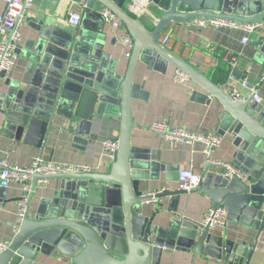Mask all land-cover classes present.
<instances>
[{
	"label": "water",
	"instance_id": "water-1",
	"mask_svg": "<svg viewBox=\"0 0 264 264\" xmlns=\"http://www.w3.org/2000/svg\"><path fill=\"white\" fill-rule=\"evenodd\" d=\"M127 1L85 0L82 27L71 31L49 18L33 19L32 36L24 44V74L11 79L0 72L5 79L0 86V137L44 148L56 124L66 120L90 140L95 125L120 116L119 147L107 171L33 175L20 228L0 253V264H38L41 257L52 255L71 264H161L167 249L193 250L195 256L223 264H250L253 253L264 247V103L251 97L233 100L222 85L160 40L172 23L200 17L259 23L264 0H150L159 11L153 27L131 14ZM105 8L122 20L134 39L124 72L120 58L107 50L108 42L114 43L102 15ZM251 44L254 59L264 66V36ZM140 62L161 72L172 64L201 88L193 99L220 103L218 133L232 140V162L241 174H228L206 156L201 181L192 191L204 193L214 208L226 207L228 219L254 230V237L239 232V240L227 239L210 224L179 213L188 193L181 189L166 187L147 214L145 203L151 197L141 189L143 182L157 178L155 173L164 168L177 170L167 174V180L178 181L181 169L165 166L131 144L132 99L147 96L144 83L135 81ZM233 75L240 80L243 73L235 70ZM4 167L0 161V174ZM40 180H56L57 185L41 188ZM6 190L0 186V208Z\"/></svg>",
	"mask_w": 264,
	"mask_h": 264
},
{
	"label": "crops",
	"instance_id": "crops-1",
	"mask_svg": "<svg viewBox=\"0 0 264 264\" xmlns=\"http://www.w3.org/2000/svg\"><path fill=\"white\" fill-rule=\"evenodd\" d=\"M74 0H34L33 7L26 11L20 20L22 32V44L20 56L17 59L14 70L8 77L15 79L24 74L26 60L24 58V44L32 36L33 19H51L57 26L65 30H75L82 26L84 17V4ZM131 14L140 17L149 27H153L158 19L159 11L154 8L150 0H128L125 4ZM5 8L4 0H0V12ZM71 10L81 11L82 20L78 26L71 25L68 21ZM96 21L94 18L90 22ZM125 26V25H124ZM126 27V26H125ZM111 29V28H110ZM125 29V28H124ZM123 28L117 32L112 31L108 42V51L113 57L120 58L122 71L124 72L128 63V52L118 34L123 33ZM127 29V28H126ZM172 33L173 37L167 47L187 62L195 49H207L211 45L218 47L219 53L225 50H233L240 56L238 70L243 73L239 80L234 77V70L221 62L219 68L209 74L215 82L225 87L228 83L236 85L249 77L253 85H257L260 94L264 97V84L262 83L264 66L254 59L256 49L251 41L259 36H264V19L261 20L257 30L250 34L241 27L229 26H204L196 28L188 22L172 23L163 33ZM249 36L247 44L243 43V37ZM23 46V48H22ZM23 50V51H22ZM177 68L168 65L164 72L147 68L145 64L139 63L135 72V81L144 83L145 98H133L131 112L133 118V129L131 134L132 146L149 152L157 161L165 166H179L180 169H193L201 175L202 166L206 155L200 143H173L162 132L153 131L150 126L160 120H166L171 129L187 128L194 132H217L221 120L222 107L217 100L211 103H203L193 99V92L200 90L192 80L181 82L176 80ZM229 72L228 78L221 82L219 77ZM233 79V80H232ZM5 79L0 78V86ZM244 94H248V88L240 86ZM250 97H248L249 99ZM56 129L52 130L47 138L44 148H37L24 140L16 141L10 138L0 137V161L20 166H29L35 157L42 156L44 159L57 162H71L89 164L95 167L96 172L107 171L111 163L103 148V140L108 137H118L120 133V116L104 119L102 124L95 125L90 140L84 135L73 131V127L66 120L59 121ZM234 147L229 136H223L221 146L214 149L211 157L219 161H233ZM177 173V170L160 169L155 174L157 178L144 181L141 189L148 194L163 187L178 189V181L167 180V174ZM32 183V180H31ZM39 187L47 185L53 189L57 185L56 180L39 181ZM22 191L21 184L13 183L6 190V201L0 208V240L11 242L17 233L15 225H20L19 195ZM183 201L179 205V213L194 219L205 221L208 211L213 208V203L204 193L200 191H188L183 195ZM186 202V203H185ZM146 212L150 214L156 205L145 203ZM168 204H165L167 210ZM172 214V213H170ZM214 231L227 239L239 240L240 232H246L247 237H254V230H246L242 224L230 221L226 226H218ZM38 264H71L70 260L59 255H52L39 259ZM161 264H223L207 256H195L193 250L185 252L182 250L167 249L164 251ZM250 264H264V247L258 248L251 258Z\"/></svg>",
	"mask_w": 264,
	"mask_h": 264
},
{
	"label": "built area",
	"instance_id": "built-area-1",
	"mask_svg": "<svg viewBox=\"0 0 264 264\" xmlns=\"http://www.w3.org/2000/svg\"><path fill=\"white\" fill-rule=\"evenodd\" d=\"M85 0H81V4H84ZM5 8L0 12V72L5 71L10 74L16 65L17 59L20 56V48L22 44V32L20 30L19 22L24 17L27 10L33 7L34 0H4ZM79 2V0H74ZM102 15L106 22L116 34L122 28L126 31L117 35L121 43L127 46L131 54V50L134 46V39L129 31L124 26L122 20L110 9L105 8L102 10ZM82 20V12L71 10L69 12L68 21L71 25L78 26ZM190 25L196 28H202L204 26H229V27H241L250 34L254 33L260 26L259 23L254 24H242L233 20L218 19V18H196L189 22ZM173 37L172 33H162L160 40L167 47ZM249 36L243 37V43L247 44ZM240 56L233 50H225L219 53L216 45H211L207 49H195L192 51L189 63L197 68L202 73L209 76L210 73L219 68L221 62L227 64L231 70H238ZM264 73V70H263ZM176 80L181 82L188 81L189 78L183 74L182 71H176ZM233 80V79H232ZM240 86L248 88V94H244ZM225 90L229 93L230 97L238 102H245L248 97L258 103H264V97L260 94L258 86L253 85L249 77H245L240 81L239 85L228 83ZM150 128L156 132L164 133L169 140L173 143H200L203 147V152L207 157H211V153L214 149L221 146L223 142V136L217 132H194L187 128L171 129L166 120H160L154 122ZM119 147L118 137H108L103 140V148L108 156L109 163H113L116 159V153ZM228 174H241L239 168L229 161H219ZM4 163V169L0 174V186L9 188L13 183L21 184L22 191L19 195V221H22L26 206L31 191V180L35 173L40 174H57V173H91L96 172L95 167L89 164L71 163V162H57L53 160L44 159L42 156L35 157L32 164L29 166L13 165L6 162ZM201 181V175L195 172L193 169H181L178 180V189L191 191L199 185ZM166 187L160 188L157 191L146 194L151 199L147 200L149 203L157 204L159 198L156 197L158 193L163 192ZM205 224H210L212 228L218 226H226L228 223V210L226 207L211 208L206 217ZM20 226L15 225V230L18 232ZM10 242L0 240V253L5 251L9 247Z\"/></svg>",
	"mask_w": 264,
	"mask_h": 264
},
{
	"label": "trees",
	"instance_id": "trees-1",
	"mask_svg": "<svg viewBox=\"0 0 264 264\" xmlns=\"http://www.w3.org/2000/svg\"><path fill=\"white\" fill-rule=\"evenodd\" d=\"M229 72H227L226 74H224L222 77H219V81L224 82L227 78H228Z\"/></svg>",
	"mask_w": 264,
	"mask_h": 264
}]
</instances>
